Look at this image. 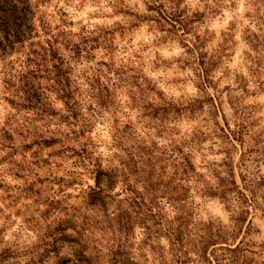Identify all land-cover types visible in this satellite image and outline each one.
<instances>
[{
  "label": "rangeland",
  "instance_id": "1",
  "mask_svg": "<svg viewBox=\"0 0 264 264\" xmlns=\"http://www.w3.org/2000/svg\"><path fill=\"white\" fill-rule=\"evenodd\" d=\"M39 1L86 51L70 63L75 107L50 57L33 101L19 98V53L0 61L2 243L28 251L42 233L56 241L47 264L81 247L92 264H176L186 249L193 264L222 226L258 249L264 0ZM224 187L256 195L239 233Z\"/></svg>",
  "mask_w": 264,
  "mask_h": 264
},
{
  "label": "trees",
  "instance_id": "2",
  "mask_svg": "<svg viewBox=\"0 0 264 264\" xmlns=\"http://www.w3.org/2000/svg\"><path fill=\"white\" fill-rule=\"evenodd\" d=\"M43 6L42 1L36 3L33 0H0V61L6 62L5 57L11 52L19 53L23 60L22 71L24 72L21 74L23 80L20 82L22 86L20 89L23 90L24 96L19 98L23 101H33L39 97L42 99L36 77L37 73L45 67L43 60L46 61L50 57L52 67L48 69L53 72L54 86L52 87L65 98V101L72 100L75 107L76 86L71 77L73 67L70 63L72 58L86 51V44L80 41L73 42L67 37L70 36L69 32L62 36L65 31H59L58 27L51 26V19L49 21L48 15L41 10ZM65 50L67 54H64ZM44 70L47 71V69ZM224 188L222 197L227 202H234L238 206L233 220L239 233L247 220L245 215L248 210L244 207L251 206L250 201H256V195L251 190L252 195L249 196L237 187L236 193L227 197V192L234 190L229 187ZM238 238L237 233L229 234L222 226L218 227L214 233L201 235L196 249L197 257L191 261L193 264H264V243L259 244V248L256 249L254 245L257 243H245L243 240L237 243ZM39 239L43 242L28 251H22L15 241L3 244L0 239V264H17L21 257L27 258L23 264H47L49 251L51 248L55 251L56 241L47 239L42 233ZM179 252L181 255L177 256L176 264H185L192 258H189L191 252L189 249ZM91 257L86 249L81 247L77 250L75 257L61 258L55 264L71 262L72 264H92Z\"/></svg>",
  "mask_w": 264,
  "mask_h": 264
}]
</instances>
